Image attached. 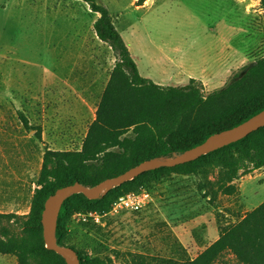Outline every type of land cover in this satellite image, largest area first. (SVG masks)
Wrapping results in <instances>:
<instances>
[{"label":"rangeland","instance_id":"rangeland-1","mask_svg":"<svg viewBox=\"0 0 264 264\" xmlns=\"http://www.w3.org/2000/svg\"><path fill=\"white\" fill-rule=\"evenodd\" d=\"M97 1L114 18L142 75L155 84L175 86L167 79L173 73L202 79L237 61L218 81H199L209 95L264 57L261 0ZM136 13L156 14L144 30ZM98 17L79 0H0V214L29 213L47 149L82 147L118 60L95 34ZM150 43L167 46L168 61L155 57ZM19 113L42 129L41 141ZM218 177V170L208 177L171 175L144 190L150 198L139 210L75 215L70 245L106 264H133V255L194 260L219 238V226L237 224L264 202V168L243 174L233 196L214 199L207 191ZM200 217L212 229L195 225ZM174 227L181 228L180 237ZM216 264L239 263L225 254Z\"/></svg>","mask_w":264,"mask_h":264},{"label":"trees","instance_id":"trees-1","mask_svg":"<svg viewBox=\"0 0 264 264\" xmlns=\"http://www.w3.org/2000/svg\"><path fill=\"white\" fill-rule=\"evenodd\" d=\"M86 3L99 17L98 39L109 45L118 60L101 95L95 119L79 150L43 153L42 166L27 215L0 214V254L14 256L18 264H67L45 247L42 218L48 199L75 183L94 187L150 160H169L203 144L214 134L232 129L264 110V57L224 88L204 94L199 81L184 87H164L143 78L109 10L97 0ZM264 9V0H261ZM24 127L42 140V129L19 113ZM264 168V127L245 139L199 159L172 168H160L108 190L98 199L71 195L59 214L56 240L74 249L80 264H106L97 254L70 245L69 225L75 215L104 217L118 201L138 194L171 175L203 176L214 170L213 187H201L216 199L233 196L243 174ZM13 222L18 229L2 225ZM230 254L239 264H264V202L237 224L219 226V239L194 260H167L133 255V264H216ZM111 262V261H110Z\"/></svg>","mask_w":264,"mask_h":264},{"label":"water","instance_id":"water-1","mask_svg":"<svg viewBox=\"0 0 264 264\" xmlns=\"http://www.w3.org/2000/svg\"><path fill=\"white\" fill-rule=\"evenodd\" d=\"M262 127H264V110L232 129L212 135L203 144L172 159L166 161L150 160L143 162L141 165L127 171L126 173L101 182L94 187H85L80 183H75L74 185H69L59 189L48 199L43 212L42 226L45 247L49 251H53L62 256L67 264H80L76 251L70 247L59 246L56 240L59 214L64 202L71 195L83 194L88 199H98L108 190L130 182L143 173L160 168H172L193 162L201 156L207 155L245 139L251 133Z\"/></svg>","mask_w":264,"mask_h":264},{"label":"crops","instance_id":"crops-1","mask_svg":"<svg viewBox=\"0 0 264 264\" xmlns=\"http://www.w3.org/2000/svg\"><path fill=\"white\" fill-rule=\"evenodd\" d=\"M219 2H223L222 0H219ZM143 11V10H142ZM136 12H141L140 10H138V11H136ZM137 15H138V17H137V21H138V23L139 24H142V26H143V28H144V30H146V24L148 23V21L150 20V15H155L156 13H136ZM235 14H237L238 16L240 15V13H235ZM114 19V18H113ZM232 29H234V28H232ZM126 42V41H125ZM126 45H127V47L129 48V50H130V52H131V55H132V50H131V47L126 43ZM142 46V49L140 50V51H144L145 50V45L143 44V45H141ZM150 46V47H149ZM148 46V49L150 48L152 51H153V53H154V56L155 57H160V58H162V59H166L167 61H168V59L170 58L168 55V51H169V48L167 47V46H165V45H160V44H155V43H150V45ZM139 56V55H138ZM132 57H133V59H134V56L132 55ZM135 62H136V65H137V68H138V71H139V74L141 75V76H143L142 75V73L140 72V68H139V64H138V61L135 59ZM237 61H233V62H228L229 64H227V66H226V64H225V66L223 65L222 67H221V69H219V70H217L213 75H209V76H207V77H202V79H198V78H194V79H196L197 81H201V82H204V80H216V81H218L219 80V78H223V77H225V74H226V72L227 71H231V68H233V66H234V64L236 63ZM178 72V71H177ZM183 77V78H182ZM185 77V78H184ZM143 78H147V77H145V76H143ZM168 80H170V81H172V82H175V83H177V84H175V86H178L179 84H182V85H180L181 87H184V86H187L188 84H189V82H190V80L191 79H193L192 78V76L191 75H188L187 77L186 76H182V73L181 74H179V76H178V74H176V73H173V74H169V76H168V78H167ZM184 81H186V82H184ZM188 81V82H187ZM204 84H206V83H204ZM175 86H173V87H175ZM164 87H172V86H168V85H166V86H164ZM261 205V204H260ZM243 219V218H242ZM196 224H198V225H201V224H205V225H208L209 226V229H212L210 226H211V223L210 222H206L205 221V217H200L199 219H197L196 220V223H195V225ZM195 225H193L192 224V226H195ZM186 226H187V224H186ZM173 230H174V232H175V234L178 236V237H180V235H181V228L180 227H174L173 228ZM219 238H217L215 241H217ZM214 241V242H215ZM213 242V243H214ZM212 243V244H213ZM212 244H210V245H212ZM209 245V246H210ZM208 246V247H209ZM207 247V248H208ZM207 248H205V250L207 249ZM204 250V251H205ZM203 251V252H204ZM202 252V253H203ZM0 264H18V262H17V259H16V257H14V256H9V255H0Z\"/></svg>","mask_w":264,"mask_h":264},{"label":"built area","instance_id":"built-area-1","mask_svg":"<svg viewBox=\"0 0 264 264\" xmlns=\"http://www.w3.org/2000/svg\"><path fill=\"white\" fill-rule=\"evenodd\" d=\"M150 198L149 193L142 191L138 194H131L122 197L116 204L114 210L125 209V210H139L142 208L144 202ZM97 217V216H95Z\"/></svg>","mask_w":264,"mask_h":264}]
</instances>
